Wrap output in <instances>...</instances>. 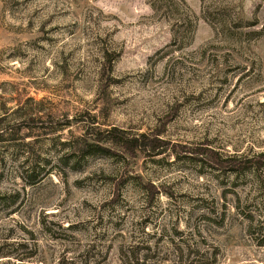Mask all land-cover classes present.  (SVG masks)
<instances>
[{
    "label": "rangeland",
    "instance_id": "rangeland-1",
    "mask_svg": "<svg viewBox=\"0 0 264 264\" xmlns=\"http://www.w3.org/2000/svg\"><path fill=\"white\" fill-rule=\"evenodd\" d=\"M173 144L264 152V0H0V264H264V166Z\"/></svg>",
    "mask_w": 264,
    "mask_h": 264
},
{
    "label": "trees",
    "instance_id": "trees-1",
    "mask_svg": "<svg viewBox=\"0 0 264 264\" xmlns=\"http://www.w3.org/2000/svg\"><path fill=\"white\" fill-rule=\"evenodd\" d=\"M109 63H113L114 57L107 54ZM163 131L152 130L143 132L129 133L123 127L113 125L111 127L97 129V132L90 131L89 128L85 130L82 140L87 146L96 147L94 151L101 150L112 154H123L135 157L140 152L160 153L159 151L168 146L170 143L162 138ZM103 142V144H100ZM104 143H109L111 146H105ZM114 147V149L112 148ZM172 147H180L179 154L186 153L183 157H190L192 159L208 164L215 169L232 170V171H246L248 169H261L264 166V152L257 156L239 158L233 155H223L214 148L203 144L199 147L190 148L173 144ZM118 150H117V149ZM182 156H180L181 158ZM147 193L153 197L156 191V186L150 183L147 187ZM127 264H135V261L128 257Z\"/></svg>",
    "mask_w": 264,
    "mask_h": 264
}]
</instances>
